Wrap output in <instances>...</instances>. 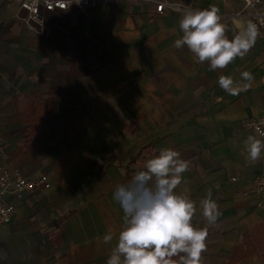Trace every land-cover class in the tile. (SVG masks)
<instances>
[{
	"label": "crops",
	"instance_id": "1",
	"mask_svg": "<svg viewBox=\"0 0 264 264\" xmlns=\"http://www.w3.org/2000/svg\"><path fill=\"white\" fill-rule=\"evenodd\" d=\"M164 1L217 7L229 39L249 25L231 16L240 0H113L45 12L38 35L17 5L0 0V167L51 183L9 199L16 213L0 227V264H106L122 227L115 186L167 147L189 163L176 191L196 202L194 226L208 228L201 264H264V213L253 191L264 150L253 163L244 145L249 135L264 138L241 127L264 113V41L209 71L186 46L173 47L183 14L158 13ZM243 71L254 77L246 92L219 87V76L242 82ZM48 102L57 108L44 137L24 145L30 126L20 109L29 117ZM209 189L221 212L210 226L199 208Z\"/></svg>",
	"mask_w": 264,
	"mask_h": 264
},
{
	"label": "clouds",
	"instance_id": "2",
	"mask_svg": "<svg viewBox=\"0 0 264 264\" xmlns=\"http://www.w3.org/2000/svg\"><path fill=\"white\" fill-rule=\"evenodd\" d=\"M218 12L215 6L185 10L179 21L183 35L173 43L176 49L186 46L198 63L208 62L209 71L224 69L237 57L242 59L258 35L250 24L244 33L229 39ZM253 79L251 72L243 71L242 82L221 75L218 85L236 96L246 92ZM244 145L247 158L257 162L264 142L249 135ZM188 169L189 163L180 158V153L167 147L146 159L125 183L115 186L113 199L123 212L122 227L106 264H201L208 228L194 226L196 202L176 191ZM199 208L207 225L217 222L221 212L211 189L199 202ZM112 240L111 234L104 237L106 244Z\"/></svg>",
	"mask_w": 264,
	"mask_h": 264
},
{
	"label": "built area",
	"instance_id": "3",
	"mask_svg": "<svg viewBox=\"0 0 264 264\" xmlns=\"http://www.w3.org/2000/svg\"><path fill=\"white\" fill-rule=\"evenodd\" d=\"M8 6L17 5L25 13L23 20L29 29L38 35L45 32V12L66 11L75 6L90 7L106 5L113 0H4ZM153 2V0H148ZM223 1V0H210ZM155 2V1H154ZM264 5V0H240L239 7L231 15L237 18H247L249 25H254L258 33L256 40L264 41V13L258 11ZM183 4H174L168 1L156 2V10L163 13L166 10L183 14L189 9ZM192 9V8H190ZM196 10V9H192ZM253 11V12H252ZM220 16V15H219ZM222 18V16H220ZM242 129L251 132L259 138L260 132H264V113L261 117L245 119L241 123ZM5 148L0 145V155L4 154ZM51 183L47 174H41L34 179L26 178L19 170H5L0 167V227L8 226L13 221L16 207L9 200L10 198L21 199L25 194L34 193L39 189H49ZM253 191L258 196L257 207L264 213V174L258 175L253 181Z\"/></svg>",
	"mask_w": 264,
	"mask_h": 264
},
{
	"label": "trees",
	"instance_id": "4",
	"mask_svg": "<svg viewBox=\"0 0 264 264\" xmlns=\"http://www.w3.org/2000/svg\"><path fill=\"white\" fill-rule=\"evenodd\" d=\"M22 103L25 105V107H28L30 103L35 104L34 100L31 99L27 101L23 100ZM56 108V102L39 104L36 108V114H31L29 117L20 109V113L23 116V121L30 126L29 132L24 140V145H33L44 137L46 122L48 118L56 111Z\"/></svg>",
	"mask_w": 264,
	"mask_h": 264
},
{
	"label": "rangeland",
	"instance_id": "5",
	"mask_svg": "<svg viewBox=\"0 0 264 264\" xmlns=\"http://www.w3.org/2000/svg\"><path fill=\"white\" fill-rule=\"evenodd\" d=\"M132 1H134V0H132ZM0 233H1V235L3 234L5 236V233L1 229H0Z\"/></svg>",
	"mask_w": 264,
	"mask_h": 264
}]
</instances>
